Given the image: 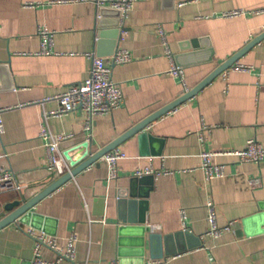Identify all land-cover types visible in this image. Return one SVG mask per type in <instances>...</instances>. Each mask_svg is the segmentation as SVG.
<instances>
[{"label":"crops","instance_id":"obj_1","mask_svg":"<svg viewBox=\"0 0 264 264\" xmlns=\"http://www.w3.org/2000/svg\"><path fill=\"white\" fill-rule=\"evenodd\" d=\"M104 10L110 13L102 18ZM234 11L243 14L225 17ZM128 13L122 20L95 0H0V155H7L0 167L10 169L22 187L0 191V221L10 213L6 205L32 199L63 176L48 170L41 124L45 113L60 108L57 96L89 78L88 53L110 65L125 102L96 119L91 137L82 135L86 118L80 111L49 121L54 134L78 136L60 147L70 171L65 153L79 164L85 143L91 156L107 150L264 32V0H136ZM40 28L53 33L50 55L41 54ZM123 50L130 61L114 65L113 53ZM173 64L184 69L185 85L170 74ZM235 65L251 70L228 69L148 124L142 133L152 139L132 135L113 149L128 156L118 163L116 179H108L107 165L98 161L43 199L33 225L18 222L1 230L0 264H32L31 229L55 246L41 250L51 262L76 238V260L61 258L59 264H143L142 258L159 264H264V163L224 154L245 150L252 139L264 148V39ZM204 152L216 153L213 162L225 168L223 177L207 179ZM145 168L154 174L135 177ZM210 202L220 227L234 223L215 239L206 235ZM138 223L151 228L144 244L138 233L122 240L121 227Z\"/></svg>","mask_w":264,"mask_h":264},{"label":"built area","instance_id":"obj_2","mask_svg":"<svg viewBox=\"0 0 264 264\" xmlns=\"http://www.w3.org/2000/svg\"><path fill=\"white\" fill-rule=\"evenodd\" d=\"M85 1V0H83ZM136 0H95V4L98 7L107 6L115 11H118L122 15V20L126 19L129 15V11L133 7ZM35 4H26V8H34ZM243 13L240 11L229 12L225 17L240 16ZM122 20L121 24H122ZM122 27V25H121ZM160 36L163 43L166 45V32L159 27ZM38 33L41 36V54H52L53 46V33L49 32L46 28H40ZM167 55L171 58V53L167 50ZM87 57L91 59V72L87 80L72 85L66 92L56 97L60 104V108L55 112L45 113L43 115V123L41 124L40 137L45 140L46 153L48 154V170L57 172L59 175H65L71 172L69 165L61 153L60 147L66 142L73 141L78 136L73 134H54L49 126V121L55 117H60L66 114L72 113V111H80L85 115L86 121L83 128L82 135L91 137L94 123L98 117H105L113 114L116 110L123 107L125 100L123 90L121 86L115 83L112 79L113 70L105 63V60L98 57L95 53H88ZM130 61V54L127 50L118 51L112 57V63L114 65H123ZM230 70L245 72L250 71V66L234 65ZM170 74L174 78H178L185 85V71L180 66L173 64ZM3 110H0V134L3 132L4 121H2ZM90 140V138H88ZM88 140V141H89ZM225 155H234L238 157L240 162L248 163L253 162L256 164L264 163V148L256 140L252 139L247 142L245 150L232 151L230 153H224ZM216 153L204 152L201 154L202 167L205 171L208 180L213 178H221L225 174V168L221 165H217L213 162ZM7 155H0V161L4 160ZM127 154L120 150H113L100 159L107 165L109 170L108 179H116L118 177V163L126 160ZM154 171L150 168L143 170H137L135 177L143 178L146 175H152ZM250 183L254 186H259L260 183L256 179H252ZM21 185L18 182L17 176L10 171L7 167H0V191H21ZM208 219L209 229L206 232L207 236L212 238H219L222 234L230 232L234 223L220 227L216 219V208L213 202L208 204ZM29 234L36 242V246L33 251L32 264H59L61 258H67L69 260H76V238L72 237L69 240L68 248L65 253L58 251V261H47L42 258L41 250L44 245H50L43 234L37 236L34 230H29ZM52 249L56 250L54 245H50ZM113 264H119L114 262ZM148 264H159L157 262H150Z\"/></svg>","mask_w":264,"mask_h":264},{"label":"water","instance_id":"obj_3","mask_svg":"<svg viewBox=\"0 0 264 264\" xmlns=\"http://www.w3.org/2000/svg\"><path fill=\"white\" fill-rule=\"evenodd\" d=\"M106 13H110V12L108 10L101 11L102 18H104ZM115 13H116V15H118V17H121L120 12L115 11ZM104 23H105L104 21H101L100 27L105 26ZM118 24H119V22L117 21L115 26H118ZM115 34L119 35L118 31H115ZM263 39H264V32L261 33V35L258 36L257 38H255L253 41L248 43V45H246L243 50H241L240 52H238L237 54H235L234 56L229 58L225 64H223L222 66L217 68L215 71H213L210 74V76H208L201 84H199L197 87H195L193 89V91L183 95L175 103H173L170 106L161 110L156 116L152 117L145 124H142V126H140L137 129H134L131 132H129L128 135L125 136V138H128L129 136H132V135H140L139 137H140V140L142 142L144 139H152V137L150 135H148L146 133H142V130L148 124L153 123L155 120L159 119V117H162L163 115L175 110L176 107H178L179 105L183 104L184 102H186L189 99H191L192 97H194V95H196L199 91H201L203 88H205L206 86L211 84V82L214 81V79L216 77H218L219 75L228 71V69L232 68L237 63V61L245 55V53L247 51H249L251 48L256 46L258 43L262 42ZM116 49L118 50V48H116ZM116 51L113 53V55H115L117 53ZM180 58L181 57H177V61L179 64H182V63H180ZM140 133H142V134H140ZM125 138L120 139V140L116 141L115 143L111 144L107 148V150L100 151L97 154L92 155V156L89 153V146H88L89 143H85V145L83 147L84 148L86 147L87 150H85L84 154L82 155V157H81L82 160H81V163H79V164H77L75 160L72 161L70 155L65 153L66 158L69 161L70 166L74 169H72L71 172L61 176L60 178H58L57 181H55L54 183H52L51 185L46 187L43 191L40 192V194L33 197L32 199H30V200L22 199L21 201H15V202H12V203L6 205V208L10 211V213L8 216L5 217L4 220L0 221V231L5 229L10 224H14V223H18V222L21 224H23V223L24 224H32V222L36 218V214L34 212V209L37 208L36 206L38 204H40V202L43 199H45L48 196H50L51 194L55 193L59 188H61L62 186H64L68 182H71L72 180H74L75 177L82 174L86 169L91 167L92 164L100 161V159L103 156L107 155L111 150L117 148L125 140ZM136 183H137L136 178H134L130 183V187L132 190L135 189ZM141 223H143V222H141ZM150 231H151V228L148 226L144 227L143 224H139V223L138 224H132V225H130V224L126 225L125 224L120 229V235H121V239L123 240L124 236H127L128 234L138 233V235H139L138 239L141 242V244L143 245L145 242V233L150 232ZM120 251H122V249ZM142 252H143V249L140 250L141 254H142ZM120 253L122 256V252H120ZM142 261H143V264H148V263H145V260H143V258H142Z\"/></svg>","mask_w":264,"mask_h":264}]
</instances>
